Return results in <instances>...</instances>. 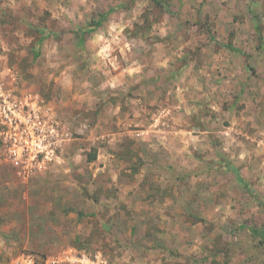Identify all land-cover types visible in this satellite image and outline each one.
<instances>
[{"label":"rangeland","instance_id":"1","mask_svg":"<svg viewBox=\"0 0 264 264\" xmlns=\"http://www.w3.org/2000/svg\"><path fill=\"white\" fill-rule=\"evenodd\" d=\"M0 77L64 132L0 264H264V0H0Z\"/></svg>","mask_w":264,"mask_h":264},{"label":"built area","instance_id":"2","mask_svg":"<svg viewBox=\"0 0 264 264\" xmlns=\"http://www.w3.org/2000/svg\"><path fill=\"white\" fill-rule=\"evenodd\" d=\"M40 102V101H39ZM64 132L61 122L29 94L5 87L0 77V158L18 176L27 178L60 157ZM33 264L32 256L26 258ZM53 264H112L101 253L68 252Z\"/></svg>","mask_w":264,"mask_h":264},{"label":"crops","instance_id":"3","mask_svg":"<svg viewBox=\"0 0 264 264\" xmlns=\"http://www.w3.org/2000/svg\"><path fill=\"white\" fill-rule=\"evenodd\" d=\"M111 161V160H110Z\"/></svg>","mask_w":264,"mask_h":264}]
</instances>
